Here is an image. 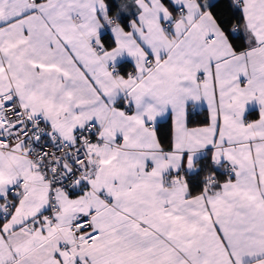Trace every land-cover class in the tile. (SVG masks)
<instances>
[{"label":"snow or ice","instance_id":"6c2138e0","mask_svg":"<svg viewBox=\"0 0 264 264\" xmlns=\"http://www.w3.org/2000/svg\"><path fill=\"white\" fill-rule=\"evenodd\" d=\"M0 264H264V0H0Z\"/></svg>","mask_w":264,"mask_h":264}]
</instances>
